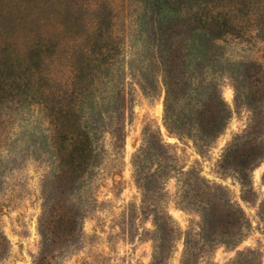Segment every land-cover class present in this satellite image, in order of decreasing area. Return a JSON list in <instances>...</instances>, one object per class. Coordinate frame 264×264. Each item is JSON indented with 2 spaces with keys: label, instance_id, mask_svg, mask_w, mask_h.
Masks as SVG:
<instances>
[{
  "label": "rangeland",
  "instance_id": "374dc122",
  "mask_svg": "<svg viewBox=\"0 0 264 264\" xmlns=\"http://www.w3.org/2000/svg\"><path fill=\"white\" fill-rule=\"evenodd\" d=\"M99 1L0 0V51L53 40L30 59L39 83L0 97V264H151L162 209L177 226L167 264H182L187 238L191 264H264V0H106L97 37ZM61 2L79 17L68 9L67 36L53 35ZM83 127L94 132L72 151ZM147 146L151 197L133 165Z\"/></svg>",
  "mask_w": 264,
  "mask_h": 264
},
{
  "label": "trees",
  "instance_id": "16d2710c",
  "mask_svg": "<svg viewBox=\"0 0 264 264\" xmlns=\"http://www.w3.org/2000/svg\"><path fill=\"white\" fill-rule=\"evenodd\" d=\"M38 2V1H37ZM43 7L46 8L47 4H43ZM69 5L67 2H61L60 7L56 9L55 15L59 16V27L55 28L56 31H54V34L58 33H63L65 36H67V31L69 29L75 28L77 24H72L71 27L66 23L69 19ZM109 9H112L111 5L107 3L106 0H100L99 3H94L92 10L93 11H98L97 12V17L94 18L92 26L88 27V34H97V37L99 35H103V26H102V21H100V16L102 12L104 11H109ZM206 11V15L209 17H220L223 15H226L225 12H221L219 10H203ZM70 12H75L71 13L74 19L79 18L78 16L75 17L77 9L73 5H71ZM68 13V14H67ZM195 14H198V11L195 12ZM78 15V12H77ZM199 15H204L201 11H199ZM112 34V33H111ZM110 34V35H111ZM60 35V34H59ZM109 36V35H108ZM49 35H46L43 37V39L40 42H37L34 40L33 37H30V40L28 41V44L25 45V47L20 48L15 54H10L8 49H3L5 50L2 52L0 51V58L4 55L6 56V60H9L11 63L10 67V72H8L6 62L0 64V97L3 95L5 92H8V90L11 89H17V88H24L26 85H36L39 83L40 78L42 76V72L40 71L41 69L37 64L31 63V58L33 55H38L39 59H42L43 57H47V54L44 53L46 52L45 48L46 46L49 45L51 38ZM110 37V36H109ZM113 37V35H112ZM115 37V36H114ZM78 39H73L72 40V47L73 51L71 54H74L76 51H82L84 52V49L81 48V42L77 41ZM71 41V40H70ZM60 49H56L55 51V56H58V51ZM88 51V50H87ZM38 53V54H37ZM89 54V52H88ZM75 71L80 70L79 67L74 66ZM73 82L65 81L63 85H71ZM165 84L167 87V95L165 99V106H166V122L169 125L170 128L176 129L175 126H171V122L175 119L174 118V98H173V93L174 89H172L170 83L165 79ZM113 128H114V133L115 135L119 136V132L122 134V137L125 135V127L124 125H121L116 120H113L112 123ZM176 124V123H175ZM182 126V125H181ZM84 128V127H83ZM92 128V129H91ZM91 128H84L82 129L80 135L83 139V141H80L77 144L70 143V147L73 149L72 151L80 149L81 146L84 148L85 141L88 140L89 137H91L92 133L94 132V127ZM185 127H179L177 129L178 133L183 134L186 130L184 129ZM85 139V140H84ZM150 147V146H149ZM160 147H165L163 143H160ZM147 147H143L139 153L135 154L133 158V165L135 168L136 175L138 177V184L139 186L146 191V195L151 197L159 186L157 184V181L159 180L158 178L161 177L160 173H149L145 171V165L147 163V156H146V150ZM150 177H156V183H149ZM149 181V182H148ZM210 190V189H209ZM187 204H195L193 201H188ZM207 205L204 207L205 212H207L206 215H204L203 218V223L204 226L201 228L202 234L201 237L204 242L208 243L210 246L218 245L220 243L218 237H213L209 233V228L208 226L206 227V224L210 221V212L212 210V201H209L206 203ZM154 224H155V245H154V253H153V260L151 264H167V260L170 258L171 253H172V247H168L166 242L171 236V233H175L177 226L175 225V221L172 218V216L169 214V212L166 209H162L158 211V213L155 215L154 219ZM242 234H240L238 237H232L234 240V244L237 243L238 241L242 240ZM245 251H241L238 255V259H242L244 257ZM198 257V252L197 249L194 245L190 244V239L187 238L186 240V249L183 253V259H182V264H191L194 258Z\"/></svg>",
  "mask_w": 264,
  "mask_h": 264
}]
</instances>
